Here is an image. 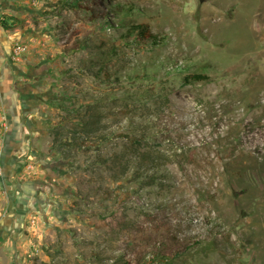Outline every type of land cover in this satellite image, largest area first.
<instances>
[{"label":"rangeland","instance_id":"1","mask_svg":"<svg viewBox=\"0 0 264 264\" xmlns=\"http://www.w3.org/2000/svg\"><path fill=\"white\" fill-rule=\"evenodd\" d=\"M126 24L159 44L124 39ZM113 46L106 82L90 65ZM95 101L112 137L58 153L50 130L70 138ZM142 133L171 161L150 187L126 154ZM116 155L132 160L123 177ZM156 248L185 251L172 264H264V0H0V264Z\"/></svg>","mask_w":264,"mask_h":264},{"label":"trees","instance_id":"2","mask_svg":"<svg viewBox=\"0 0 264 264\" xmlns=\"http://www.w3.org/2000/svg\"><path fill=\"white\" fill-rule=\"evenodd\" d=\"M107 8L112 9L113 12H117V7H112L110 4L107 6ZM119 17V16H118ZM18 22V21H17ZM109 24H112L109 22ZM2 27L6 30L12 29L17 24L13 23L12 25H8L6 22L1 23ZM124 28H126V34L124 36V39H129L130 37H134L138 42H151L154 45L159 44V38L157 35L152 33L148 26L145 24L140 25H123ZM67 42L70 41V38L66 39ZM86 48V39H78L72 43V47L70 49H66L65 53L67 55H71L74 53H78L80 51H83ZM99 57L101 59L94 61L90 65L91 67V73L93 76L100 78L103 72L105 71V59L111 60L114 57H117V47L113 46L111 50H100L99 51ZM92 68H97L96 71H92ZM107 77L106 82H112L110 80V75L104 72V75ZM144 78V77H143ZM207 77L201 75V74H194L192 76H187L184 78L185 84H192L193 82H201L206 80ZM117 81H120V79H116ZM112 99H116L115 96L112 97ZM119 99V97H117ZM116 102V100H115ZM101 103V102H100ZM124 116L127 117L131 114V111H124ZM103 108L99 106L98 102L95 101L94 103H91L87 106V109L84 113L80 115L79 121L72 126L71 128V137L67 138L66 136H62V132L64 130V127L61 125H58V127H54L50 131L53 134V146L55 149H57L58 153L64 155V149L65 147L68 148H87L90 149L92 147L91 140L92 139H98L107 141L109 140L112 135L114 134L115 130L112 129H106L102 124V117H103ZM136 127V126H135ZM150 138L145 135L141 134L139 136L135 135L134 137H130L127 139V151L126 154H135V163H132V166L135 167V181L141 183L144 187L147 186H154L158 182V176L162 172L164 168H166L167 164H171V161L167 159L165 156V152L161 153L159 150H154L147 144L148 140ZM123 156L125 155L124 152L122 153ZM169 155L172 157L175 155V153H169ZM120 156L116 155V158H114L113 161V168H120L122 170V177L124 174H126L130 170V160L128 163L121 164L120 162ZM101 164L107 165L108 161L107 159H101ZM177 166L182 165L181 160L177 159L176 161ZM135 164V165H134ZM131 166V167H132ZM182 169V167H181ZM121 177H116L115 180L119 181L121 180ZM185 251H182L180 248H177L175 250L171 249L169 251H162L161 248H156L153 250V252L150 254L149 257L140 256V254L132 253L127 258H123L122 264H172L173 262H176V260L183 256Z\"/></svg>","mask_w":264,"mask_h":264}]
</instances>
